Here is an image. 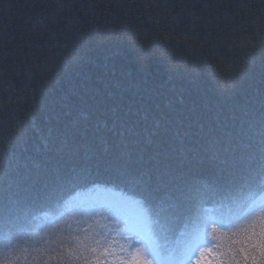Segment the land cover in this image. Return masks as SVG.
<instances>
[{
  "label": "trees",
  "instance_id": "1",
  "mask_svg": "<svg viewBox=\"0 0 264 264\" xmlns=\"http://www.w3.org/2000/svg\"><path fill=\"white\" fill-rule=\"evenodd\" d=\"M261 94L264 0H0V179L19 162L23 146L12 134L22 122L31 125L28 148L35 167L47 150L41 134L57 125V115L70 121L97 96H107L114 110L130 108L136 118L147 114L155 124L161 116L223 118L233 106L258 107ZM99 186L122 190L144 209L157 238L154 253L168 263L182 260L195 229L210 226L216 230L211 260L242 259L234 241L253 231L258 236L264 226V181L223 189L207 182L190 211L171 223L166 203L153 215L123 185L101 182L38 211L32 227L17 237L20 250L0 254V264H16L29 254L34 264L53 246L54 233L89 224L116 229L105 208L65 211L76 192ZM110 235L115 248L119 238ZM5 243L0 232V248ZM255 254L259 259L260 249Z\"/></svg>",
  "mask_w": 264,
  "mask_h": 264
},
{
  "label": "snow or ice",
  "instance_id": "2",
  "mask_svg": "<svg viewBox=\"0 0 264 264\" xmlns=\"http://www.w3.org/2000/svg\"><path fill=\"white\" fill-rule=\"evenodd\" d=\"M69 114L66 105L64 116ZM57 120L41 134L47 150L35 167L28 148L34 138L31 125L22 122L12 134L23 147L15 168L0 179V232L6 241L0 254L19 251L17 237L32 227L38 219L35 214L77 188L101 182L123 185L128 197H139L153 215L166 203L171 223L190 211L207 182L223 189L264 181V94L258 107L255 103L240 109L233 106L230 115L222 118L218 113L211 120L199 115L181 120L161 116L154 124L147 114L136 118L130 108H110L107 96H97L87 111L70 121L59 115ZM119 222L123 229L99 226L103 230H97L89 224L54 233L53 246L42 252L37 249L41 254L34 264H152L138 224ZM112 232L130 240L128 246L112 247ZM234 243L241 245L236 254H242V259L208 260L207 264H264V226L258 236L253 231ZM256 249H260L259 259ZM207 252L211 254V249ZM117 253L116 259L109 260ZM197 253L204 255L199 246L192 256ZM30 260V254L20 256L16 264H30Z\"/></svg>",
  "mask_w": 264,
  "mask_h": 264
},
{
  "label": "rangeland",
  "instance_id": "3",
  "mask_svg": "<svg viewBox=\"0 0 264 264\" xmlns=\"http://www.w3.org/2000/svg\"><path fill=\"white\" fill-rule=\"evenodd\" d=\"M77 200L75 206H82L88 201V204L84 207L86 208H105L106 214L111 216L115 220V227L123 229V223H120L119 221L123 220H130L135 221L138 224V231L140 232V239L143 241L144 247L149 250L148 245L151 243L150 240L156 241V239H152V234L149 231L148 227V220L147 217L143 214V210H138L136 208H129V209H122L118 208V212L115 213L114 216V210H117L116 208V202L121 197L112 198L110 196L105 197L104 195L100 194L98 195L97 192L94 194L90 193H78L76 196H74ZM77 197V198H76ZM110 197V198H109ZM118 216L119 220L116 218ZM139 217V218H138ZM134 218V219H133ZM116 236L119 238V241L116 243L115 248L118 245H123L124 247H127L130 243V240L125 239L119 235L118 232H116ZM200 247L201 252H204V255H200V253H197L195 257L192 256V252H187L185 254V261L181 262L182 264H207V261L209 260V253L207 252V246L206 243L201 241H194L193 242V248ZM150 255H148V259L151 260L152 264H159L158 263V256L156 253L150 251ZM119 253L114 255V257H117ZM113 257V256H112Z\"/></svg>",
  "mask_w": 264,
  "mask_h": 264
},
{
  "label": "bare ground",
  "instance_id": "4",
  "mask_svg": "<svg viewBox=\"0 0 264 264\" xmlns=\"http://www.w3.org/2000/svg\"><path fill=\"white\" fill-rule=\"evenodd\" d=\"M113 194H114V192H111V193L107 194V196H111V195H113Z\"/></svg>",
  "mask_w": 264,
  "mask_h": 264
}]
</instances>
